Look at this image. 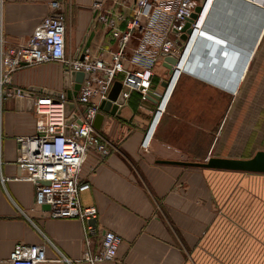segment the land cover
<instances>
[{
	"label": "crops",
	"instance_id": "0c3cea01",
	"mask_svg": "<svg viewBox=\"0 0 264 264\" xmlns=\"http://www.w3.org/2000/svg\"><path fill=\"white\" fill-rule=\"evenodd\" d=\"M54 1L61 3L67 54L75 56L82 48L95 55L99 48L115 49L110 32L95 21L94 0H0V38L7 44L24 43L51 13L50 4ZM114 2L103 0L102 6L130 18L131 11ZM115 24L119 30L124 28L122 21ZM77 28L81 41L74 48ZM92 32L90 45L85 47ZM259 45L260 41L254 55ZM53 69L50 64L23 67L12 74L10 88L55 91V82L62 83L63 75L61 78L57 72L55 78ZM167 75L163 65L154 70L152 90L157 95L164 92L161 85ZM179 79L172 83L152 124L157 105L149 100L141 102L136 92L119 108L118 115L103 113L98 133L112 146V152L101 158L90 151L81 172V180L90 186L81 194V203L98 212L95 225L86 224L95 230L91 251L98 250L101 234L108 231L122 240L117 253L122 264H264L259 226L252 227L254 233L249 235L243 223H219L223 208L216 198L215 178L220 177L215 175L236 172L159 162H199L201 159L192 155L199 148L205 152L203 160L211 158L215 143L214 137L209 138L217 125L214 120L209 125L212 128L189 122L190 112L196 116L197 109L177 95L181 89ZM116 81H122V76ZM183 84L186 89L192 82ZM40 96L35 94V98ZM181 105L188 108L187 119L181 115ZM35 119L33 110H20L12 97L0 96V262H6L15 245L21 244L43 245L47 262L41 264H88L81 261L87 250L86 225L76 219L47 218L45 210L34 208L33 186L14 180L21 174L16 165L17 140L34 134ZM225 119H221V127ZM199 132L207 134L208 142L205 139L199 145ZM146 134L148 147L142 150L140 145Z\"/></svg>",
	"mask_w": 264,
	"mask_h": 264
},
{
	"label": "built area",
	"instance_id": "2783aa9c",
	"mask_svg": "<svg viewBox=\"0 0 264 264\" xmlns=\"http://www.w3.org/2000/svg\"><path fill=\"white\" fill-rule=\"evenodd\" d=\"M207 1L115 0V4L131 11L127 19L112 9H105L103 0L94 3L95 21L105 26L115 42V49L99 48L96 55L87 48L79 50L76 58L67 54V29L58 1L50 4L51 13L24 43L7 44L0 38V96H20L22 90L10 88V84L12 74L23 67L56 63L61 65L63 75L83 74L79 90L71 99L67 98V91L73 92V80L58 95L40 93L42 96L34 97V134L17 140L16 165L21 174L14 180L33 186L34 208L47 206L48 210L43 214L53 220L76 219L86 225L91 219H96L97 209L83 207L81 203V194L90 188L87 182L81 180V172L90 151L101 158L108 157L112 152V146L93 126L96 116L102 113L101 104L108 101L110 89L120 75L122 104L118 105V110L125 106L132 92L138 93L141 102L148 100L149 93L157 95L152 90L154 70L167 64V58H182L187 45L181 36L191 39ZM197 8H200L199 12ZM116 21L124 23L122 30L116 27ZM134 41L137 43L134 44ZM81 55L82 60L79 59ZM172 68L175 71L177 65ZM169 79L167 75V81ZM67 105H72L69 113ZM71 116L74 118L67 124ZM147 134L140 145L142 150L148 147ZM94 233L93 227L85 226L84 245L87 250L81 261L88 264H122L117 260L121 238L104 231L99 248L93 253L90 246ZM44 262L47 259L43 245L17 244L9 259L0 264Z\"/></svg>",
	"mask_w": 264,
	"mask_h": 264
},
{
	"label": "rangeland",
	"instance_id": "374dc122",
	"mask_svg": "<svg viewBox=\"0 0 264 264\" xmlns=\"http://www.w3.org/2000/svg\"><path fill=\"white\" fill-rule=\"evenodd\" d=\"M80 41L81 35L77 28L73 47H78ZM48 64L54 68L55 78L57 72L62 78L61 65ZM184 81L192 84L185 89ZM58 82H55L53 90L60 92L63 85ZM179 85L181 89L179 88L177 95L183 98L181 101L188 102L187 105L197 109L196 116L194 111L190 112L192 118L189 122L200 128L206 126L205 124L212 128L209 126L212 120L217 123L213 129L214 135L209 137H214L215 142L211 157L244 160L251 158L258 151H264V33L236 97L184 73L180 75ZM180 111L182 117L187 119L188 108L182 106ZM209 117L213 118L209 121ZM223 117L226 119L221 127L220 121ZM207 138V134L201 135L199 132V145L204 144ZM204 154L200 148L198 152H192V155H197V158L201 159L199 161L201 163L206 161L203 160ZM215 176L220 177L215 178V193L219 207L223 208L219 223L239 225L243 223L245 233L249 235L254 233L252 227L259 226L262 229L259 237L264 245V174L227 175L224 172ZM222 176L224 179L221 181ZM262 249L264 257V246Z\"/></svg>",
	"mask_w": 264,
	"mask_h": 264
},
{
	"label": "water",
	"instance_id": "95a60500",
	"mask_svg": "<svg viewBox=\"0 0 264 264\" xmlns=\"http://www.w3.org/2000/svg\"><path fill=\"white\" fill-rule=\"evenodd\" d=\"M101 1L102 0H94L95 3H100ZM263 4V1L253 2V0L216 1L211 15L201 32L202 34L200 35L199 41L189 57L187 65L188 68L201 75L199 79H201L203 83H208L210 86L218 87L228 91V93H235L238 90L251 60V56L254 52L253 50L257 46L258 40L262 34L264 11H261L259 7ZM196 11L199 12L200 8H197ZM193 18H196V16L193 15ZM92 37L93 32L87 39L85 47L90 45ZM187 39L185 35L181 36L182 41L186 42ZM186 48L183 49L182 56L186 53ZM76 57L77 54L74 58ZM82 58L83 55L79 57L80 60H82ZM165 61L167 64H164V67L167 69L170 79L169 81L163 82L161 85L164 92L161 95L152 93L148 95V100L156 104L157 109L164 104L170 81L178 76L177 71L180 68L181 59L176 60L167 58ZM174 65H177L175 71L172 68ZM82 79V73L63 75V89L68 88L70 80L75 82L73 92L70 93V91H67L68 99L76 95ZM120 90L121 83L117 81L114 82L108 95V101L100 106V111L102 113H99L94 120L93 126L97 131L101 128L104 118L103 113L112 116L119 114L118 105L122 104V99L119 95ZM40 93L58 95L56 91L46 90L40 87H28L26 90L20 92V96L14 97L13 99L18 109L32 111L35 94ZM71 110L72 105H67V113ZM73 118L74 116H71L66 123L69 124ZM159 162L216 171L264 174V151H258L251 158L244 160L211 157L202 163ZM42 209L47 211L48 207L43 206ZM88 224L94 226L95 219L88 221Z\"/></svg>",
	"mask_w": 264,
	"mask_h": 264
},
{
	"label": "bare ground",
	"instance_id": "6f19581e",
	"mask_svg": "<svg viewBox=\"0 0 264 264\" xmlns=\"http://www.w3.org/2000/svg\"><path fill=\"white\" fill-rule=\"evenodd\" d=\"M216 1L217 0H208L207 1V3H206V5H205V8H204V10L202 11V13H201V15H200V18H199V20H198V23H197V26H196V31L194 32V34L192 35V37H191V39L189 40V38L187 39V41H186V43H185V45H187V48H186V53H184V55L182 56V58H181V61H180V65H179V69H178V71H177V75H178V77L180 76V75H182L183 73L184 74H186V75H188V76H191L192 78H196V79H199L200 77H201V75L200 74H198V73H196L194 70H191L190 68H188V60H189V57H190V55H191V53H192V51H193V49H194V47H195V45L198 43V41H199V38H200V35L202 34L201 32L203 31V29H204V27H205V25H206V23H207V21H208V19H209V17H210V15H211V12H212V10H213V8H214V6H215V3H216ZM258 2V1H263L264 2V0H253V2ZM260 10L261 11H264V4L263 5H260ZM263 33H264V26H263V30H262V34H261V36L263 35ZM260 36V38H259V40H258V43H259V41H260V39L262 38ZM258 43H257V45H258ZM257 47V46H256ZM256 47H255V49H256ZM255 49L253 50V51H255ZM253 55H254V52H253V54H252V56H251V60H250V62H249V64H248V66H247V69H246V71H245V74H246V72L248 71V69H249V66H250V64H251V61H252V59H253ZM182 73V74H181ZM245 74H244V77H245ZM176 75V76H177ZM178 77H176V79L178 78ZM244 77H243V79H244ZM175 78L173 79V81H172V83H174V80H176ZM243 79H242V81H241V84H242V82H243ZM199 80H201V79H199ZM202 81V80H201ZM203 82V81H202ZM205 83V82H204ZM206 84H208V83H206ZM241 84H240V86H241ZM209 85V84H208ZM212 86V85H211ZM240 86H239V88H238V90L235 92V93H229V94H231V95H234L233 97H235L236 96V94H237V92L239 91V89H240ZM213 87H215V86H213ZM171 88V87H170ZM170 88H169V90H170ZM215 88H217V89H219V90H222V91H225V90H223V89H220V88H218V87H215ZM169 90H168V93H169ZM225 92H227L228 93V91H225ZM167 93V96H166V99H167V97H168V94Z\"/></svg>",
	"mask_w": 264,
	"mask_h": 264
}]
</instances>
